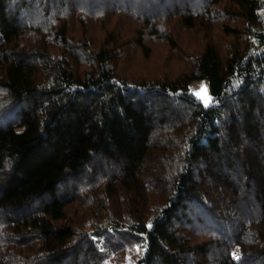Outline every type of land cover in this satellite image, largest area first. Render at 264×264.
Wrapping results in <instances>:
<instances>
[{
	"label": "trees",
	"instance_id": "obj_1",
	"mask_svg": "<svg viewBox=\"0 0 264 264\" xmlns=\"http://www.w3.org/2000/svg\"><path fill=\"white\" fill-rule=\"evenodd\" d=\"M194 1L190 69L130 79L120 35L86 31L107 0H0V264H264V0ZM144 23L142 57L179 48Z\"/></svg>",
	"mask_w": 264,
	"mask_h": 264
},
{
	"label": "rangeland",
	"instance_id": "obj_2",
	"mask_svg": "<svg viewBox=\"0 0 264 264\" xmlns=\"http://www.w3.org/2000/svg\"><path fill=\"white\" fill-rule=\"evenodd\" d=\"M158 1L159 0H134V2H131V0H107L105 6L106 13L104 14L105 18L102 22L92 21L90 17L86 18L85 16L88 37L93 39L94 42L100 43L103 41L101 32L104 31V27H106L108 31H116L115 33L120 35V52L123 54L124 58L118 59V64L116 65L118 73L130 79L139 77L158 79L164 76L175 78L190 69L193 61L191 55L193 56L196 49L199 48V32L180 28L177 24L178 15L176 14V10L183 11L184 6L182 4L186 2L188 5L189 0H167L166 2L169 3L171 7L158 6ZM108 3L112 4L113 7H108ZM116 3L118 4L115 6ZM194 3V6L199 7L197 0L194 1ZM137 16H140V19H138ZM157 20L161 23L163 22L162 24L168 28L167 30L170 29L173 32L175 42L179 48L175 51H170L169 45H165L163 41L159 39V41L153 39L151 42L147 43V46L150 48V56L149 59H145L133 42V39L136 37L135 32L146 25V23H144L145 21L152 23ZM68 23L72 36L76 35V37H78V19L71 14ZM186 56H188V58ZM189 94L196 98L203 106H210L214 101L210 94L207 80H199L192 83ZM84 213L86 214V218H91L89 210ZM79 217L82 220V215ZM200 231V234L195 236H198L199 239L203 238L207 240L208 237H205L203 233L205 231ZM108 240L115 242L117 238L113 236L107 240L98 238V241L96 240L98 249L105 251L106 245L109 244ZM137 246L138 245H135L134 249L127 250L124 253L122 264H134L133 262L138 257V254H134V252L137 253Z\"/></svg>",
	"mask_w": 264,
	"mask_h": 264
},
{
	"label": "built area",
	"instance_id": "obj_3",
	"mask_svg": "<svg viewBox=\"0 0 264 264\" xmlns=\"http://www.w3.org/2000/svg\"><path fill=\"white\" fill-rule=\"evenodd\" d=\"M236 256H237V255H236V253H233V259H235V258H236Z\"/></svg>",
	"mask_w": 264,
	"mask_h": 264
}]
</instances>
